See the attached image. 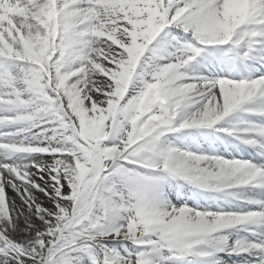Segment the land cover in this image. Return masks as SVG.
I'll return each instance as SVG.
<instances>
[{
	"label": "snow or ice",
	"instance_id": "obj_1",
	"mask_svg": "<svg viewBox=\"0 0 264 264\" xmlns=\"http://www.w3.org/2000/svg\"><path fill=\"white\" fill-rule=\"evenodd\" d=\"M0 264H264V0H0Z\"/></svg>",
	"mask_w": 264,
	"mask_h": 264
}]
</instances>
